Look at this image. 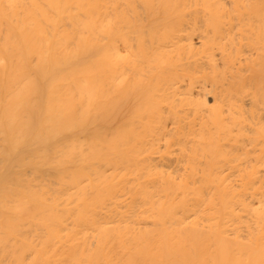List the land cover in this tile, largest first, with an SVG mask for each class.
<instances>
[{"label": "bare ground", "instance_id": "bare-ground-1", "mask_svg": "<svg viewBox=\"0 0 264 264\" xmlns=\"http://www.w3.org/2000/svg\"><path fill=\"white\" fill-rule=\"evenodd\" d=\"M0 264H264V0H0Z\"/></svg>", "mask_w": 264, "mask_h": 264}]
</instances>
